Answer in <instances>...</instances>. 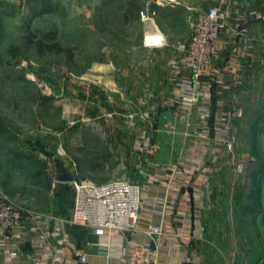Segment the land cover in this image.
Here are the masks:
<instances>
[{
	"label": "crops",
	"instance_id": "1",
	"mask_svg": "<svg viewBox=\"0 0 264 264\" xmlns=\"http://www.w3.org/2000/svg\"><path fill=\"white\" fill-rule=\"evenodd\" d=\"M26 1V26L54 12L32 16L34 5ZM108 3L125 14H145L146 31L166 38L162 47L145 46L141 39L142 53L97 67L99 87L114 95L108 107L113 132L108 140L135 149L134 183L140 186L141 197L137 230H106L107 239L93 230L88 236H75L62 218L45 221L46 228L39 221L20 257L1 264H81L76 263L79 251L86 252L84 264H128L131 258L135 264H254L263 256L250 251L236 229L243 215L231 209H239L244 199L228 195L235 171L227 166L222 141L233 104L242 110L236 125H264V0ZM212 5L225 14L213 66L192 81L187 71L172 72L169 61L188 40L196 14ZM14 6L0 0V17L14 14ZM172 25L179 29L175 34ZM217 190L220 199L214 204ZM151 223L162 228L155 244L145 232ZM199 225L204 227L201 232L196 231ZM252 252L258 256L252 257Z\"/></svg>",
	"mask_w": 264,
	"mask_h": 264
},
{
	"label": "rangeland",
	"instance_id": "2",
	"mask_svg": "<svg viewBox=\"0 0 264 264\" xmlns=\"http://www.w3.org/2000/svg\"><path fill=\"white\" fill-rule=\"evenodd\" d=\"M9 1L14 2L15 13L0 17V187L22 208L51 215L53 220L62 218L70 233L88 236L91 228L71 221L76 184L119 177L134 183L137 179L134 147L108 140L113 133L108 107L114 95L99 87L97 67L143 52L140 41L144 44L143 36L151 32L146 31V15L138 11L125 15L108 0H57L56 11L26 26L24 0ZM170 28L175 34L177 26ZM48 30L56 31L55 41L72 48L73 60L63 52H39L27 42L32 35L37 41ZM191 33L192 26L189 38ZM250 127L229 123L222 141L227 166L235 171L228 195L243 198L244 204L249 201L245 194L253 166ZM260 128L258 151L264 160V125ZM227 140H232L230 149ZM240 163L243 171L238 172ZM261 187L264 206V176ZM216 198L220 199L219 190L214 204ZM231 211L241 215L240 206ZM242 215L238 234L250 251L264 257L259 216L255 222L249 212ZM256 252L251 256L256 258ZM263 257L255 262L264 264Z\"/></svg>",
	"mask_w": 264,
	"mask_h": 264
},
{
	"label": "built area",
	"instance_id": "3",
	"mask_svg": "<svg viewBox=\"0 0 264 264\" xmlns=\"http://www.w3.org/2000/svg\"><path fill=\"white\" fill-rule=\"evenodd\" d=\"M224 15L223 10L216 5L196 14L189 40L181 45L180 53L169 61L172 72L177 74L187 71L190 79L194 81L213 66ZM155 34L157 33L147 32L143 36V41L146 35ZM186 111L181 113V118L185 117ZM240 117L242 110L237 104H233L232 109L226 114L224 125L233 124ZM226 145L230 149L232 140H227ZM236 170L243 171L242 163L236 166ZM140 208V186L128 179L112 178L102 183L83 180L75 186L71 221L91 228L96 234L108 239L104 233L106 230L114 233L137 230ZM52 219L51 215L22 208L0 187V264L5 259L10 260L12 256L20 257L21 247L23 243L30 241L35 224L43 221L41 226L46 228L45 221ZM203 230L204 227L199 225L196 231ZM145 232L149 241L155 244L162 228L159 223H151ZM76 263H86L85 251L77 253ZM128 264H135L133 258Z\"/></svg>",
	"mask_w": 264,
	"mask_h": 264
},
{
	"label": "trees",
	"instance_id": "4",
	"mask_svg": "<svg viewBox=\"0 0 264 264\" xmlns=\"http://www.w3.org/2000/svg\"><path fill=\"white\" fill-rule=\"evenodd\" d=\"M30 1V2H29ZM27 4L31 3V14L32 16H37L45 12L57 10L59 4L54 0H27ZM126 15V14H125ZM128 16V15H127ZM33 37L36 35H32ZM56 31L48 30L41 36L37 41L33 40V37L27 38V42L36 46L37 50L40 52L42 49L45 51H58L66 54L69 60H73L72 48L69 46H63L59 42L55 41ZM51 40L49 43H45L43 40ZM248 139L250 143V155L253 158L252 167L249 170V179L251 180L250 189L248 190L247 204H243L240 207L241 215L246 211L252 214V220L256 222L258 216L260 218L261 224L264 227V206H262V187L261 179L264 176V160H262L258 149V138L257 134L261 130L260 125L257 124L250 125ZM243 221V217L240 219V223Z\"/></svg>",
	"mask_w": 264,
	"mask_h": 264
},
{
	"label": "clouds",
	"instance_id": "5",
	"mask_svg": "<svg viewBox=\"0 0 264 264\" xmlns=\"http://www.w3.org/2000/svg\"><path fill=\"white\" fill-rule=\"evenodd\" d=\"M145 46H164L166 38L162 33L155 35H146L144 39Z\"/></svg>",
	"mask_w": 264,
	"mask_h": 264
}]
</instances>
